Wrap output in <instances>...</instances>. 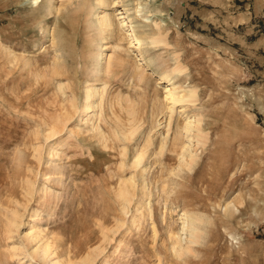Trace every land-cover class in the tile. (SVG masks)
I'll return each instance as SVG.
<instances>
[{"label": "rangeland", "instance_id": "obj_1", "mask_svg": "<svg viewBox=\"0 0 264 264\" xmlns=\"http://www.w3.org/2000/svg\"><path fill=\"white\" fill-rule=\"evenodd\" d=\"M51 263L264 264V0H0V264Z\"/></svg>", "mask_w": 264, "mask_h": 264}, {"label": "bare ground", "instance_id": "obj_2", "mask_svg": "<svg viewBox=\"0 0 264 264\" xmlns=\"http://www.w3.org/2000/svg\"><path fill=\"white\" fill-rule=\"evenodd\" d=\"M39 2V0H34V4H37ZM68 2L69 3H71L72 2V0H68ZM101 2H105V0H101ZM51 6L52 5H50V8H51ZM57 10V9H56ZM50 11H51V9H50ZM57 12H58V10H57ZM59 13V12H58ZM122 12H120V11H118V13H117V15L116 16H118L119 15V19L118 20H120V25H121V27H128V25H130V24H128V22L125 20V17L124 16H122ZM100 17V16H99ZM113 17H115L114 15H113ZM111 15H109V16H106L105 15V17H100L99 18V22H100V26H101V23H103L104 25H106L107 27H112V25H113V18ZM130 21V20H129ZM99 22H98V24H99ZM104 25H102L103 26V28L105 27ZM108 28V29H109ZM130 28L131 29H133V27L130 25ZM105 29H107V28H105ZM110 32V31H109ZM129 37V45L131 46V47H135V49L136 48H139L140 47V42H141V40L140 39H138L137 37H136V34H135V32H134V30H132V31H129V33H127L126 34V38H128ZM152 39V38H151ZM150 39V40H151ZM154 40V41H153ZM152 41H151V43L152 42H156V41H158L157 39L155 40V39H153ZM159 78H160V80H161V82L162 83H164V84H166V96H165V99H166V101H168V103L170 104V107H168V109H169V111H171V113H172V111H173V108H174V106L177 104V103H181V102H184V101H186V100H190V99H193L194 97H195V94H194V89L193 90H189L188 92H189V94L187 95V96H184V95H179V94H177V91H176V89H177V87H175V84L172 82V79H170V78H168L167 76H159ZM75 101V100H74ZM73 101V102H74ZM90 104V103H89ZM89 104H85L86 105V107L88 108V107H90L89 106ZM73 106V105H72ZM65 108H66V106H64ZM87 108H85V109H87ZM62 109V108H61ZM69 109V108H68ZM63 110V109H62ZM66 110H67V108H66ZM75 110H76V108H75ZM62 114H64V113H62ZM68 115V114H67ZM66 119H67V117H66ZM194 119V118H193ZM193 119H188L187 121H186V124L184 125V127H183V129L185 130V132L187 133V136H188V133H191L193 130V127H194V122H195V120H193ZM196 123L198 124V119H197V121H196ZM195 127H197V125L195 124ZM195 127H194V130H195ZM56 128V127H55ZM198 128V127H197ZM170 131V130H169ZM196 131H199L198 129H196L195 130V132ZM177 132V131H176ZM201 132V131H200ZM199 133V132H198ZM119 134V133H118ZM168 134H169V132H168ZM167 134V135H168ZM193 134V133H192ZM177 135V134H176ZM195 135V134H194ZM203 135V134H202ZM122 136V135H121ZM178 136V135H177ZM199 136H201V135H198L197 137L198 138H200ZM166 137H168V136H166ZM201 137H203V136H201ZM189 139V143H188V145L187 146H184V147H182V152H181V155L179 156L180 157V162H179V167H182V166H185V167H187V168H189V170L191 169V166L193 165V163H195V161H196V154L192 151V143L191 142H193V138H194V136L192 137L191 135L188 137ZM206 138V137H205ZM165 139V138H164ZM201 139V138H200ZM163 140V139H162ZM196 140H197V138H196ZM173 141V140H172ZM197 141H199V142H201L200 140H197ZM196 141V142H197ZM164 143V142H163ZM163 143H162V147L166 144H164L163 145ZM198 143V142H197ZM206 143V142H205ZM199 144V143H198ZM202 144H203V142H202ZM200 145H201V143H200ZM161 146V145H160ZM198 146V145H197ZM160 149V148H159ZM159 152H160V150H159ZM159 154V153H158ZM143 159V157L141 156V155H137V156H135V158H134V161H133V165L135 166V167H137V166H139V164L141 163V160ZM133 166V167H134ZM194 166V165H193ZM192 166V167H193ZM177 172V171H176ZM131 191V190H130ZM128 194H129V191L128 190H125V189H123V190H121L120 191V198L124 201V200H126V198H127V196H128ZM119 198V197H118ZM120 199V200H121ZM11 200V199H10ZM130 203V202H129ZM229 207V206H228ZM227 208V207H226ZM226 211V210H225ZM182 218H184V221H182L183 222V225H182V231H184V233L185 232H187L188 233V236H189V242L188 243H194V239H195V237L198 235V234H196V233H199V232H197L198 231V228H197V226H196V223L198 222V219L195 217V216H192V215H190V216H188L187 214H182ZM6 218V217H5ZM183 220V219H182ZM201 220V219H200ZM13 225H15V224H13ZM188 238V237H187ZM188 241V240H187ZM47 249L48 248H46V246H44L43 247V249L41 250V254H42V256H43V258H45L46 257V253L48 252L47 251ZM174 252V251H173ZM45 256V257H44ZM51 264H55V263H51Z\"/></svg>", "mask_w": 264, "mask_h": 264}]
</instances>
